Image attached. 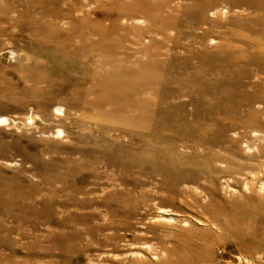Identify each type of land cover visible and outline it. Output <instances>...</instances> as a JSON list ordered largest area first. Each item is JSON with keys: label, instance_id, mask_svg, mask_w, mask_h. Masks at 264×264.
I'll use <instances>...</instances> for the list:
<instances>
[{"label": "rangeland", "instance_id": "1", "mask_svg": "<svg viewBox=\"0 0 264 264\" xmlns=\"http://www.w3.org/2000/svg\"><path fill=\"white\" fill-rule=\"evenodd\" d=\"M0 264H264V0H0Z\"/></svg>", "mask_w": 264, "mask_h": 264}, {"label": "bare ground", "instance_id": "2", "mask_svg": "<svg viewBox=\"0 0 264 264\" xmlns=\"http://www.w3.org/2000/svg\"><path fill=\"white\" fill-rule=\"evenodd\" d=\"M117 82V81H112ZM121 84L120 87H118ZM131 87V88H130ZM105 93H114L116 92L118 96H121L123 100H126L127 102H131V96L133 92H139V87L137 85H126L123 83H119L117 86H108L104 89Z\"/></svg>", "mask_w": 264, "mask_h": 264}]
</instances>
